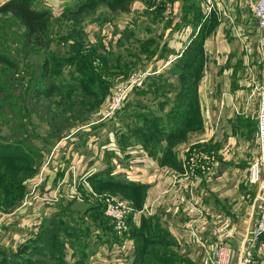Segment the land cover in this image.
I'll use <instances>...</instances> for the list:
<instances>
[{"label":"crops","instance_id":"obj_1","mask_svg":"<svg viewBox=\"0 0 264 264\" xmlns=\"http://www.w3.org/2000/svg\"><path fill=\"white\" fill-rule=\"evenodd\" d=\"M86 2L91 1L77 0V7L83 9ZM163 3L164 0H131L129 11L115 13L116 31L113 33L110 27L109 36L121 37L120 31L134 18L156 19L159 12L168 10ZM223 3L234 4L235 0ZM89 34L94 35V31ZM240 39L244 63H228V55L225 63H205L200 93L186 89L159 94L156 108L139 114L140 130L136 135L132 132L138 126L117 120L110 125V120L106 124L78 126L65 140L54 144L51 149L55 150L44 157L40 171L26 179L25 197L2 215L0 248H17L29 228H38L42 216H60L89 198L94 200L93 212L99 219L93 218L89 242L76 258L82 264H138L140 246L152 236L153 244H182L188 264H209L191 225L201 241L230 249L229 264H237L249 245L254 264H264V233L258 239L253 234L258 221L256 194L264 192V184L249 181V166L259 154L260 98L255 87L264 86V39L257 41L259 45L245 36ZM208 41L203 46L211 50L207 49ZM175 56L170 52L169 59L154 63L153 73L164 74L161 71L171 67L174 74V67H178V63H172ZM150 64L151 68L153 63ZM187 64L189 69L193 67V63ZM148 65L139 63V86H146L152 71ZM195 77H187L193 89ZM145 93L140 94L141 98L148 96ZM162 136L177 138L169 144ZM109 191L126 197L134 207L129 228L121 235L114 231L100 203L103 196H99ZM191 195L203 208L201 218L189 206ZM25 203L29 206L25 207ZM144 206L151 207L152 214ZM194 218L198 220L193 224Z\"/></svg>","mask_w":264,"mask_h":264},{"label":"rangeland","instance_id":"obj_2","mask_svg":"<svg viewBox=\"0 0 264 264\" xmlns=\"http://www.w3.org/2000/svg\"><path fill=\"white\" fill-rule=\"evenodd\" d=\"M8 1L0 0V7ZM76 1L27 0L32 8L47 9L50 13L47 41L43 46L23 38L24 27L14 21L11 14L0 13V56L4 57V63L0 64V143L17 142L22 148L37 152L36 160L31 156L34 160L9 165L0 161V219L25 197L26 179L40 171L44 157L55 150L51 148L71 135L76 127L106 124L110 120L111 125L117 120L138 126L132 132L136 135L140 130L139 114L155 109L161 99L159 94L180 93L186 89L200 93L205 63H225L227 55L228 63H244L240 36L252 39L257 45L260 38L264 39L254 14L257 0H235L229 5L223 0H180V4L164 0L162 7L168 10L159 12L160 16L154 20L134 18L120 31L122 36L118 38L114 34L110 37L108 30L113 26L115 33L114 16L121 13L119 9L113 12L99 2L85 5L81 14L72 15L71 11L77 9ZM191 9L195 11L191 13ZM123 24L120 21V25ZM199 28L202 30L192 37ZM91 31L94 35L89 34ZM178 31V36L172 34ZM205 41L210 42L207 49L211 50L203 46ZM170 52L176 55L172 63H178L174 74L168 67L161 71L164 74L155 75L154 63L169 59ZM41 63H47L46 69L38 66ZM81 63L93 64L87 68ZM139 63H148L152 70L145 80L146 86H139L136 79ZM150 63H153L151 68ZM187 63H193V67L189 69ZM190 72L196 76L194 89L187 80ZM5 79L8 85L3 82ZM131 81L135 82L121 107L105 118V109L117 87ZM20 83L23 86L20 87ZM80 84L90 89L84 91ZM142 92L148 96L141 98ZM177 136H162V140L170 144ZM32 162L36 163L34 167L21 169L20 165ZM109 192L99 197L103 196L100 202L104 206L103 213L111 221L105 213L107 198L114 196L130 201ZM92 204L94 200L86 198L82 204H73L74 208L65 214L42 216L38 228H29L17 248H0L1 264H73L82 251L77 240L82 238L83 246L88 244L93 218L99 219ZM130 205L134 210L132 203ZM144 210L152 214L151 207L144 206ZM152 238L141 244L139 264L190 263L182 244L163 241L153 244Z\"/></svg>","mask_w":264,"mask_h":264},{"label":"built area","instance_id":"obj_3","mask_svg":"<svg viewBox=\"0 0 264 264\" xmlns=\"http://www.w3.org/2000/svg\"><path fill=\"white\" fill-rule=\"evenodd\" d=\"M254 14L258 20V26L260 31L264 34V0H257L254 7ZM252 72V70H251ZM135 81H131L126 85H120L115 90V94L112 97L108 107L105 109L104 117H109L114 114L116 109H119L125 100L127 92L131 88ZM255 91H259V108L257 117V142L259 146V154L256 159L249 166V181L253 185L264 184V86L255 87ZM256 211L258 212V221L254 229V238L258 239L264 233V192L260 190L256 194ZM106 215L111 219L114 229L117 234L121 235L127 231L128 228V216L131 213L132 206L130 202L119 199L118 197L109 196L107 198ZM26 205V204H23ZM190 208L193 212L198 214L201 218L204 214L203 208L198 205L196 198L191 195L189 201ZM197 218L193 219V224L197 221ZM2 218L0 219V223ZM191 230L196 236L199 243H201L205 257L209 264H229L231 258V251L228 247L222 244H216L211 246L203 241L196 234L194 225H191ZM254 254L252 245L247 246L240 254L237 264H254Z\"/></svg>","mask_w":264,"mask_h":264},{"label":"trees","instance_id":"obj_4","mask_svg":"<svg viewBox=\"0 0 264 264\" xmlns=\"http://www.w3.org/2000/svg\"><path fill=\"white\" fill-rule=\"evenodd\" d=\"M90 1L91 2H86V3L90 5V4L103 2L106 3L113 12L114 11L118 12V9L121 11H129L131 0H90ZM75 10L76 11L74 10L71 11L72 15H79L82 12V8H78ZM0 13L11 14L12 19L14 18V21H17L21 27H24L23 28L24 32L22 33V37L25 38L27 41H32L37 46L46 45L47 31L49 29V22H50L49 21L50 19L48 17L50 13L47 9L44 10L34 9L28 4L27 0H10L0 7ZM3 60L4 57L0 56V64L4 63ZM81 64H84L83 65L84 67L89 68V66L92 65L93 63H89V65H85V63H81ZM38 66H40L42 70L46 69L45 66H47V63H41ZM3 82L6 85H8L6 79ZM19 86L21 87L23 85L20 83ZM80 87L84 91H88L90 89V87L86 84L85 85L80 84ZM25 89L27 88L25 87ZM35 90L37 92L40 89H35ZM22 93L23 91L21 90V94ZM44 94L47 95V93ZM26 148L27 147H25V149L22 148L17 142L0 143V161L5 163L6 165H9L11 163H14L15 161L17 162L26 161L29 159L34 160V157L36 160L37 152L32 149H28V148L26 149ZM34 164L36 165V163L32 162V163H28L27 165H20V166L21 169L27 170L34 167ZM78 235L80 236V233H78ZM77 241L79 242L78 244L81 245V248H83L82 238L81 240L78 239ZM63 244L65 245L66 242H64ZM73 264H82V261L76 259Z\"/></svg>","mask_w":264,"mask_h":264}]
</instances>
